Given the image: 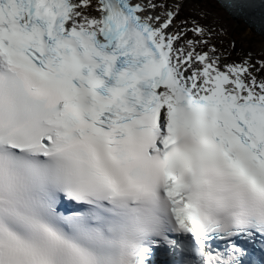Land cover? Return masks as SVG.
Listing matches in <instances>:
<instances>
[{
    "label": "snow or ice",
    "instance_id": "snow-or-ice-1",
    "mask_svg": "<svg viewBox=\"0 0 264 264\" xmlns=\"http://www.w3.org/2000/svg\"><path fill=\"white\" fill-rule=\"evenodd\" d=\"M205 5L0 0V264H264V58Z\"/></svg>",
    "mask_w": 264,
    "mask_h": 264
},
{
    "label": "rangeland",
    "instance_id": "rangeland-1",
    "mask_svg": "<svg viewBox=\"0 0 264 264\" xmlns=\"http://www.w3.org/2000/svg\"><path fill=\"white\" fill-rule=\"evenodd\" d=\"M205 10L210 12L209 23L215 21L217 27L227 30V35L222 36L223 46L231 53L232 58L239 61L242 57L252 54L254 59L264 58V45L260 49L255 41L252 29L247 28L242 21L232 24L229 15L220 7L219 3L213 0H206ZM201 10L188 5L184 14L201 19L198 15ZM201 22H205L201 19ZM240 24V25H239ZM245 26V27H242ZM235 42L236 49L232 50L231 44Z\"/></svg>",
    "mask_w": 264,
    "mask_h": 264
},
{
    "label": "water",
    "instance_id": "water-1",
    "mask_svg": "<svg viewBox=\"0 0 264 264\" xmlns=\"http://www.w3.org/2000/svg\"><path fill=\"white\" fill-rule=\"evenodd\" d=\"M213 1L218 2L220 7L229 15L232 24L242 21V24L247 28L254 30L256 44L260 49L262 48L264 45V0H251L254 7L250 10V19L236 18L223 6L221 0Z\"/></svg>",
    "mask_w": 264,
    "mask_h": 264
},
{
    "label": "trees",
    "instance_id": "trees-1",
    "mask_svg": "<svg viewBox=\"0 0 264 264\" xmlns=\"http://www.w3.org/2000/svg\"><path fill=\"white\" fill-rule=\"evenodd\" d=\"M242 27H245V26H242ZM246 28V27H245Z\"/></svg>",
    "mask_w": 264,
    "mask_h": 264
},
{
    "label": "bare ground",
    "instance_id": "bare-ground-1",
    "mask_svg": "<svg viewBox=\"0 0 264 264\" xmlns=\"http://www.w3.org/2000/svg\"><path fill=\"white\" fill-rule=\"evenodd\" d=\"M240 25V24H239Z\"/></svg>",
    "mask_w": 264,
    "mask_h": 264
}]
</instances>
